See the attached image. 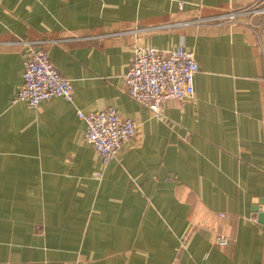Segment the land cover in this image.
<instances>
[{"label": "crops", "instance_id": "0c3cea01", "mask_svg": "<svg viewBox=\"0 0 264 264\" xmlns=\"http://www.w3.org/2000/svg\"><path fill=\"white\" fill-rule=\"evenodd\" d=\"M256 1L0 0V264H264V27L181 23ZM24 41L72 101L11 102ZM180 44L194 94L156 116L123 76L135 46ZM106 107L138 132L103 165L77 111Z\"/></svg>", "mask_w": 264, "mask_h": 264}, {"label": "built area", "instance_id": "2783aa9c", "mask_svg": "<svg viewBox=\"0 0 264 264\" xmlns=\"http://www.w3.org/2000/svg\"><path fill=\"white\" fill-rule=\"evenodd\" d=\"M180 8L182 3L179 4ZM261 17L260 21L256 18ZM234 24L242 22L249 27H264V0L239 9H230L218 15L198 17L181 22L197 26L204 24ZM29 50L23 62L22 83L12 103L23 101L36 107L41 101L51 97L73 99V87L69 79L63 77L49 59L41 41H24ZM199 70L192 51L182 44L167 51L151 46L137 45L133 48L130 66L125 72L124 89L136 102L162 115V103L174 99L184 101L194 94V77ZM77 116L85 124L84 140L95 148L105 165L116 155L122 144L135 137L137 123L123 117L113 107L97 111H77ZM229 239L223 235L215 237L216 244L227 245Z\"/></svg>", "mask_w": 264, "mask_h": 264}, {"label": "water", "instance_id": "95a60500", "mask_svg": "<svg viewBox=\"0 0 264 264\" xmlns=\"http://www.w3.org/2000/svg\"><path fill=\"white\" fill-rule=\"evenodd\" d=\"M255 209H258V207H255Z\"/></svg>", "mask_w": 264, "mask_h": 264}]
</instances>
